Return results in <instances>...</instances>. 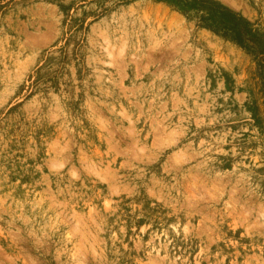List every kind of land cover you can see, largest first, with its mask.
Instances as JSON below:
<instances>
[{
  "label": "rangeland",
  "instance_id": "374dc122",
  "mask_svg": "<svg viewBox=\"0 0 264 264\" xmlns=\"http://www.w3.org/2000/svg\"><path fill=\"white\" fill-rule=\"evenodd\" d=\"M213 1L255 49L198 0H0V264H264V0Z\"/></svg>",
  "mask_w": 264,
  "mask_h": 264
},
{
  "label": "trees",
  "instance_id": "16d2710c",
  "mask_svg": "<svg viewBox=\"0 0 264 264\" xmlns=\"http://www.w3.org/2000/svg\"><path fill=\"white\" fill-rule=\"evenodd\" d=\"M198 1L201 3L200 8L206 9L205 14L200 17L206 29L214 34L230 39L233 43L248 51H252V48L255 49L253 46L247 45L251 41L246 38L248 32H246L245 26L242 24L245 22L244 18L216 1ZM262 38L263 36L260 35V40ZM257 49L253 51H257ZM259 54L264 55V49ZM258 62L264 75V58H260Z\"/></svg>",
  "mask_w": 264,
  "mask_h": 264
}]
</instances>
